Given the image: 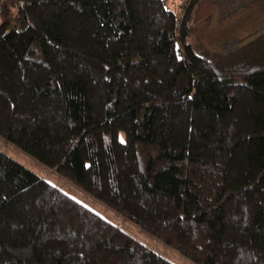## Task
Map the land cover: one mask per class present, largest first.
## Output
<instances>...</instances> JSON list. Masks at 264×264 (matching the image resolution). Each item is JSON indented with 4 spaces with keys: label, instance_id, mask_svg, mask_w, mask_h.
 Returning a JSON list of instances; mask_svg holds the SVG:
<instances>
[{
    "label": "trees",
    "instance_id": "obj_1",
    "mask_svg": "<svg viewBox=\"0 0 264 264\" xmlns=\"http://www.w3.org/2000/svg\"><path fill=\"white\" fill-rule=\"evenodd\" d=\"M205 1L0 0V136L195 264H264V32L200 52ZM0 264L177 263L0 148Z\"/></svg>",
    "mask_w": 264,
    "mask_h": 264
},
{
    "label": "rangeland",
    "instance_id": "obj_2",
    "mask_svg": "<svg viewBox=\"0 0 264 264\" xmlns=\"http://www.w3.org/2000/svg\"><path fill=\"white\" fill-rule=\"evenodd\" d=\"M183 0H170L173 8L178 9ZM231 4L228 1H221L218 4L207 0L197 6L194 17L197 19V33L191 37V40L199 49L209 54H221L235 47L250 38L256 37L264 32V5L260 0ZM264 2V0H262ZM229 9L231 12H229ZM0 148L17 159L20 163L31 168L35 173L49 179L56 185H60L67 192L72 193L79 199L85 201L90 206L98 210L103 216L108 217L117 225L125 228L136 238L142 239L150 247L159 251L162 255L173 260L177 264H195L192 260L185 258L177 250L169 247L158 238L150 235L142 227H138L131 220L116 213L109 206L104 205L95 197L88 195L75 184L67 181L61 174H57L53 169L34 159L27 152L19 148L13 142L0 136Z\"/></svg>",
    "mask_w": 264,
    "mask_h": 264
},
{
    "label": "water",
    "instance_id": "obj_3",
    "mask_svg": "<svg viewBox=\"0 0 264 264\" xmlns=\"http://www.w3.org/2000/svg\"><path fill=\"white\" fill-rule=\"evenodd\" d=\"M178 48H179V44H177V50H178ZM180 58H182V57L180 56Z\"/></svg>",
    "mask_w": 264,
    "mask_h": 264
}]
</instances>
